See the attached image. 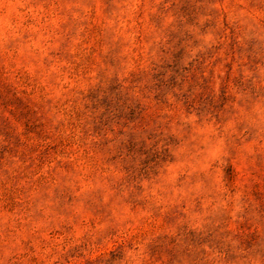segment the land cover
Instances as JSON below:
<instances>
[{
  "label": "rangeland",
  "instance_id": "374dc122",
  "mask_svg": "<svg viewBox=\"0 0 264 264\" xmlns=\"http://www.w3.org/2000/svg\"><path fill=\"white\" fill-rule=\"evenodd\" d=\"M0 264H264V0H0Z\"/></svg>",
  "mask_w": 264,
  "mask_h": 264
}]
</instances>
